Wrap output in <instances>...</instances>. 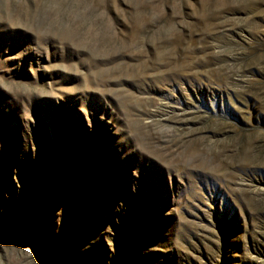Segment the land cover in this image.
Returning a JSON list of instances; mask_svg holds the SVG:
<instances>
[{
	"label": "rangeland",
	"instance_id": "obj_1",
	"mask_svg": "<svg viewBox=\"0 0 264 264\" xmlns=\"http://www.w3.org/2000/svg\"><path fill=\"white\" fill-rule=\"evenodd\" d=\"M0 264H264V0H0Z\"/></svg>",
	"mask_w": 264,
	"mask_h": 264
}]
</instances>
